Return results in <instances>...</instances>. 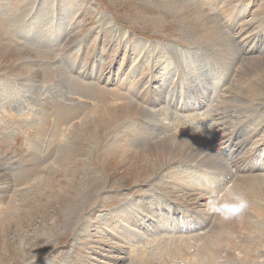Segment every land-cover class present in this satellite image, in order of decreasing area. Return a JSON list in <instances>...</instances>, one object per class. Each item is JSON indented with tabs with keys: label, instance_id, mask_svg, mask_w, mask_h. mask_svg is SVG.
I'll return each mask as SVG.
<instances>
[{
	"label": "rangeland",
	"instance_id": "obj_1",
	"mask_svg": "<svg viewBox=\"0 0 264 264\" xmlns=\"http://www.w3.org/2000/svg\"><path fill=\"white\" fill-rule=\"evenodd\" d=\"M205 12L215 23L216 44L214 38L208 41L205 28L191 21ZM223 42L231 47L224 52ZM1 46L24 51L25 59L7 69V60L0 59V264H153L145 247L150 248L152 237L202 242L205 234L214 235L217 220L206 209L213 191L209 186L219 188L222 182L224 187L233 180L244 186L249 175H264V157H257V168L234 165L246 164L257 147L258 155L264 152V93H257L264 89V0H0ZM143 69L148 71L141 82L145 87L135 91L130 85L142 78ZM181 70L183 77L177 80ZM150 94L157 102H148ZM115 104L118 114L128 113L122 106L153 110L156 122L143 136L131 128L137 122L148 125L147 113L128 114L131 122L124 119L107 127L97 117ZM176 106L186 111L180 113ZM177 114L182 121L187 114L196 116L180 137L206 139L208 154L191 159L195 161L179 185L170 178L187 163L177 158L196 156V151L185 155L180 149L172 164L176 171L166 168L162 175V168L154 181L138 173L137 183L128 185L123 179L126 166L132 159L138 162L136 155L144 148L157 147L162 138L179 131ZM191 115L185 119L193 120ZM128 131L132 138L124 141ZM232 133L235 152L223 153L228 139L222 136ZM129 141L133 146L125 164L117 163V156L115 165L105 160L111 144L118 148ZM162 184H170L173 196ZM68 185L77 197L69 225L50 238L36 237L41 218L54 219L52 208L70 200ZM188 189L194 190L196 205ZM172 198L179 201L178 208ZM255 200L264 206V200ZM142 204L168 217L159 221L154 212L142 216ZM123 209L131 211L130 221L123 220ZM174 210L185 217L183 222ZM244 220L236 223L239 230ZM233 227L227 223L223 230L232 248L226 244L214 264H264V235L246 240L252 250L247 257V235L241 233L248 231ZM125 230L129 233L123 237ZM193 251L183 246L169 264H195Z\"/></svg>",
	"mask_w": 264,
	"mask_h": 264
},
{
	"label": "bare ground",
	"instance_id": "obj_2",
	"mask_svg": "<svg viewBox=\"0 0 264 264\" xmlns=\"http://www.w3.org/2000/svg\"><path fill=\"white\" fill-rule=\"evenodd\" d=\"M203 14V12H202ZM211 16L205 12V16L202 18V17H199L197 14L195 16H192L193 19H191V21L194 22V24L196 23L197 25H199V28L202 27L205 28V32H207V35L209 36L208 37V41L212 42L213 41V38H214V41L213 43L216 44V28L214 27L215 23H210V18ZM189 23V22H188ZM217 27V26H216ZM196 31V30H195ZM207 37V36H206ZM221 40H223V38H221ZM205 42V41H204ZM203 42V43H204ZM208 43V42H207ZM223 45H225L224 49H222V51L224 52L225 50H228L230 47L229 46V43L227 42H223L222 43ZM231 45V44H230ZM231 48V47H230ZM1 50V53H0V59L1 58H5L7 60V63L5 64V67L4 68H9V66L11 67V65L14 64L15 61H17L18 59L22 60V59H25V54H24V51L21 52V51H17V50H14L10 47H5V46H1L0 47ZM20 50V49H19ZM221 52V51H220ZM233 52V51H231ZM222 53V52H221ZM233 54V53H232ZM225 59V57H224ZM222 60V59H220ZM258 60V59H257ZM224 61V60H223ZM233 61V60H232ZM253 61V60H252ZM255 65H258L257 62H255ZM252 67V66H251ZM23 70L26 68V70H28V66L26 65H22L21 67ZM19 68V69H21ZM30 68V67H29ZM261 69V68H260ZM264 69V68H263ZM262 71V69H261ZM28 74L30 72H32L31 70L29 71H26ZM147 69L145 71V69L141 70V75L142 78H137L138 80L136 81L137 83L136 84H131L130 86L133 88V90L135 91H139L137 90V88H144L143 85L141 84V82L144 81L146 75H147ZM151 72H153V69L151 68ZM134 73V72H133ZM156 73V72H155ZM190 73V72H189ZM260 74V72H258ZM13 74V73H12ZM33 74V73H31ZM25 76V75H24ZM30 76V75H28ZM256 76V75H255ZM26 77V76H25ZM183 77L182 76V72H180L177 76V80L179 78ZM264 77V76H263ZM25 79V78H24ZM155 79V78H154ZM182 79V78H181ZM158 80V79H157ZM264 81V80H263ZM261 82V81H260ZM176 83V81H175ZM145 84V82H144ZM173 84V83H172ZM237 84V83H236ZM126 85V84H125ZM184 85V84H183ZM238 85H239V82H238ZM237 85V86H238ZM264 85V84H263ZM176 86V85H175ZM254 84H252V87L254 88ZM137 87V88H136ZM164 88L163 85H161V89ZM148 93V92H147ZM146 93V94H147ZM252 93V92H251ZM257 93L259 95H262L261 93H264V89H257ZM167 94V93H166ZM257 94V95H258ZM157 95H159L160 98H162V96L160 95V93H157ZM258 95V96H259ZM150 95H148V98H149ZM151 99H149V101H151L153 99V96H150ZM148 100V99H147ZM129 103V102H128ZM116 105V104H115ZM128 105V104H127ZM137 105V104H136ZM112 106V105H111ZM109 106V107H111ZM129 106V105H128ZM174 106V105H173ZM142 107V106H141ZM140 106H136L134 108H128L126 106H122L121 108H123L124 110H128V113L126 114H118V108H117V105L114 106V108L112 109H107L106 111H104L102 114L99 115V117L97 118H100L99 120L101 121L102 124L106 125L107 127H110L112 125H115L117 126V124H119L120 121H124V119L126 120L127 123H129L127 119L128 118H125L127 117L128 114H135L133 115L134 117L135 116H142L144 113H147L149 114L148 116L151 117V122L149 120L148 122V125H142L141 122L136 124V126H133V130H137L139 134H143L144 133V130H147L146 127L150 126V125H153L155 124V120L157 119L156 118V113L153 111V110H147L146 108H141ZM166 109V107H165ZM217 109H221V108H217ZM216 109V110H217ZM122 110V109H121ZM218 112L220 113V110H218ZM215 113L217 114L218 116H221L222 115V112L221 114L219 113ZM164 115H168V113L166 112V114ZM146 116V117H148ZM133 117V118H134ZM132 118V117H131ZM130 118V119H131ZM134 120V119H133ZM98 122V121H97ZM131 122V121H130ZM123 123V122H122ZM184 124L185 122L182 121L181 119V116L179 114H177V117H176V125L179 126V131H176L174 132L172 135H169L165 138H162V140H160V142H157L156 146H149L146 150L144 148V150H142L141 152H138V154L136 155V158L138 159V162H136L135 160H131V164L130 166H126V169L124 171V181L127 182L128 185L130 184H133V183H137V180H138V173H143L145 174L146 177L143 178V180L145 181H154L158 176H160V174L163 175V171L164 169L166 168H171L172 169V172L176 171V169L172 168V164L176 161V155H175V152L178 150H182L183 152L182 153H185L186 155V152L187 153H191L192 151H196L197 154L196 156L195 155H192L187 157V159H183V160H180L177 158V161H185V163H187L186 166L183 165V168L181 170L180 173L176 174L175 176L171 177V181L178 184L181 183L183 180H185V173L188 171V167L190 166L189 164L192 163V161H195V160H191V159H195V158H198L199 157V153L205 155V154H208L209 152V145L206 143L207 140L206 139H203V138H199L198 140L195 139L194 136L192 135H188V137H184V138H181L180 135H181V132L183 130H185V127H184ZM123 125V124H122ZM125 125V123H124ZM132 125V124H131ZM121 126V125H120ZM119 126V127H120ZM161 126V125H160ZM114 127V126H113ZM141 130H140V128ZM118 128V127H117ZM129 128V129H130ZM159 128V127H158ZM163 128V127H162ZM111 129V128H110ZM125 129V128H123ZM128 129V128H127ZM128 129V130H129ZM124 130H122L123 132ZM125 132V131H124ZM129 132V131H128ZM147 132V131H146ZM145 132V133H146ZM134 133L137 135V133L134 131ZM144 133V135H145ZM147 134V133H146ZM149 134V133H148ZM134 135V136H136ZM140 135V136H141ZM217 135V134H216ZM232 135V134H231ZM123 136V135H122ZM131 136V132H129V134L127 136H124V141H126L127 139L129 140ZM143 136V135H142ZM146 137V136H145ZM223 137V136H222ZM138 138V137H137ZM150 138V137H149ZM123 139V138H121ZM229 139V138H228ZM131 140V139H130ZM138 140V139H137ZM145 142V141H144ZM126 143V142H125ZM115 144V143H114ZM149 144V143H148ZM131 146L132 145V141H129L128 144L126 145H122V146H119L118 148L116 146L112 147V144H111V147L107 150V153L104 154V158L105 160L110 161V163H112L113 165L116 164L115 162V157L114 156H117L116 158H118V162H121L123 161V163L125 162L126 160V154L130 153V150L131 149ZM120 149V150H119ZM133 149V148H132ZM134 151V150H133ZM176 152V153H177ZM180 153V152H179ZM181 153V154H182ZM130 155V154H129ZM183 155V154H182ZM174 156V157H172ZM114 157V158H112ZM128 157V156H127ZM134 157V156H132ZM172 157V158H171ZM135 158V159H136ZM182 158V157H181ZM250 159V158H249ZM247 159V164H243L244 162H240V161H237L235 162L234 165L237 164V166L242 169V170H249L251 169V167H256L254 166L253 164H250V160ZM130 160V159H129ZM175 160V161H174ZM127 161V160H126ZM105 162V161H104ZM106 162V163H107ZM252 162V161H251ZM109 163V162H108ZM177 163V162H176ZM125 164V163H124ZM128 164V162H127ZM109 165V164H108ZM123 166V165H122ZM107 168V167H106ZM109 168V166H108ZM142 168V171H139V169ZM163 168V169H162ZM111 169V168H110ZM162 169V171H161ZM161 171V173H160ZM224 172V171H223ZM243 172V171H242ZM130 173V174H128ZM160 173V174H159ZM188 173V172H187ZM142 174V175H143ZM158 174V175H157ZM224 174V173H223ZM130 175V176H129ZM138 175V176H137ZM229 175L226 174V177ZM1 176V175H0ZM136 176V177H135ZM256 176V175H254ZM252 175H249L248 176V184H245L244 186L242 184H240V182L237 181L233 183L234 187L237 189V190H240V191H243L245 193V195L247 196V199L249 200V204H252L249 206L250 209H252L251 211H249V209L246 211V213L243 215V217L239 218V219H233L231 221H223L222 219H220L219 217L215 216L216 217V220H217V225H216V222H215V226H216V232L214 233V235H204L201 237L200 240H202V242H198L199 240L198 239H194V241H191V240H185V239H178V240H175L173 238L171 239H168V240H162V241H157L155 240L154 237H152L150 240V248H148V245L145 244V247H146V250L147 251H150V254H149V257H148V262L149 263H153V264H169V262L171 261V257L173 256H176V255H181L182 254V247L184 246V248H190L191 249H194L193 253H191V255H193L195 257V264H202V262L204 264H214L217 260V258L219 257L221 251H222V248L225 246L227 247V245H230V244H227V240L224 239V234H223V230L226 226L227 223H231V226L235 227V230H237L239 226H237L238 224L241 223L242 225V220L245 219L244 221V227L241 228L240 226V230L242 229L245 230V231H248V233H241V235H247L246 239L244 240L245 242V245H244V248H246V255L247 257H250L248 255V253H250L252 250H251V246H247V239H250V235H253V237H258L260 236V234H263L264 235V206H260L258 205L257 203L258 202H255V198H259V200H264V175L261 178L260 177H254ZM128 177H132V179H134L135 181H131L132 183H130L128 179ZM127 178V179H126ZM69 181V180H68ZM70 182V181H69ZM122 182V181H121ZM141 182V181H140ZM123 183V182H122ZM158 183V182H157ZM236 183V184H235ZM120 185H123V184H120ZM125 185V184H124ZM184 185V183H183ZM72 185H68L65 187V190L68 192L69 190L71 191V198L68 202L66 203H61V205H58L55 209L52 208V214L51 216L54 217V219L50 220L51 218L49 216H45V217H42L41 220L39 221L40 225L43 224V225H39V227H37V230L36 229V232H39V234L36 235V232L34 231L36 237L38 236H44V237H52L54 234H56V232H58L59 230H61L62 227H67L66 225H69L68 222H70V219L72 217L71 213L72 211L76 210V200H77V197L74 196V194L72 193L73 192V187H71ZM164 189L168 190L171 194L170 196H173V192H174V189H171L172 187L170 186V184H162L161 185ZM185 186V185H184ZM190 186V185H188ZM219 188L216 186V188H212V186H209V188H211V190L213 189L212 192L214 191H218L220 190L221 188H223V183L220 182L218 184ZM225 186V185H224ZM186 188V187H185ZM84 190V189H83ZM83 190H80V191H83ZM76 192V191H75ZM188 197L190 198L191 200V204H195L196 203V200L195 199V194H194V190L192 189H188L186 191ZM60 197V196H59ZM167 197V195H166ZM57 198V197H56ZM168 198V197H167ZM58 199V198H57ZM56 199V201H57ZM60 200V198H59ZM67 200H68V197H67ZM258 200V199H257ZM172 201H174L175 205H180L179 201H177V199H173L172 198ZM1 202V201H0ZM51 203V202H50ZM55 203V202H54ZM264 203V202H263ZM50 205V204H49ZM196 205V204H195ZM11 207V205H10ZM46 207V206H45ZM195 207V206H194ZM47 208V207H46ZM44 208V209H46ZM62 212H61V211ZM254 211V213H253ZM8 212V211H7ZM28 212V211H27ZM60 212V214H59ZM122 218L123 220H126V221H130V212L129 210L127 209H123L122 211ZM144 212H154V217L159 220V221H163V217H168V214L165 213V212H162V211H153L152 207L151 206H148L147 204H142V208H141V215L143 216ZM173 212H176L175 210ZM256 212V213H255ZM26 214V213H25ZM34 214V213H33ZM33 214H27V215H33ZM119 214V213H118ZM71 215V216H70ZM141 215H137L134 219H136V222L138 221V218L139 216ZM257 216H261L260 218L258 217V220L254 221V218L257 217ZM147 217L149 219H151L149 217V215H147ZM26 218H29V219H32V217L30 216H27ZM25 218V219H26ZM35 218V217H34ZM50 218V219H49ZM144 218V217H143ZM24 219V217H23ZM24 219V220H25ZM161 219V220H160ZM242 219L240 222L239 220ZM28 220V219H27ZM49 220L52 221L50 224V228L47 226V224L49 223ZM67 222V223H66ZM63 223V224H62ZM237 223V225H236ZM62 226V227H61ZM109 226L112 230L115 231V234L114 236H119V229L112 223V222H109ZM137 226V224H136ZM69 227V226H68ZM233 227V228H234ZM86 228V227H85ZM34 230V229H33ZM86 230V229H85ZM239 230V229H238ZM239 230V231H240ZM43 231V232H42ZM87 231V230H86ZM89 231V230H88ZM41 232H42V235H41ZM236 231H234L235 233ZM241 232V231H240ZM240 232H237L238 235H236L235 233V236L237 238H240L241 235H240ZM129 233V230H125L124 231V234H123V237H126ZM33 234V233H32ZM34 235V236H35ZM33 236V235H32ZM137 236V230L136 232H133L132 234V237H131V240L133 241V238ZM29 236H27L25 239L26 241L28 240ZM24 239V240H25ZM244 239V238H243ZM101 240V239H100ZM104 240V239H103ZM106 240V239H105ZM102 241V240H101ZM95 242V241H94ZM93 242V243H94ZM108 242V241H107ZM28 243V242H27ZM33 243V242H32ZM44 244V243H43ZM97 244V243H96ZM227 244V245H226ZM31 245V244H30ZM36 245V244H35ZM248 245H250L248 243ZM28 246V244H27ZM34 246V245H33ZM91 246V245H90ZM36 247V246H35ZM92 247V246H91ZM224 247V248H225ZM229 247V246H228ZM230 247L232 248V246L230 245ZM250 251V252H249ZM33 252V251H32ZM245 254V253H244ZM253 254V253H252ZM223 255V254H222ZM18 256V255H17ZM230 257V256H229ZM16 258V257H15ZM120 258V257H119ZM243 258V257H242ZM244 259V258H243ZM7 261V260H6ZM215 261V262H214ZM233 261V260H232ZM13 262V261H12ZM87 262V261H86ZM172 262V261H171ZM4 263V262H3ZM224 264V263H223Z\"/></svg>",
	"mask_w": 264,
	"mask_h": 264
},
{
	"label": "clouds",
	"instance_id": "obj_3",
	"mask_svg": "<svg viewBox=\"0 0 264 264\" xmlns=\"http://www.w3.org/2000/svg\"><path fill=\"white\" fill-rule=\"evenodd\" d=\"M249 206V200L245 193L229 183L209 195L206 209L210 215L217 216L227 222L243 217Z\"/></svg>",
	"mask_w": 264,
	"mask_h": 264
}]
</instances>
